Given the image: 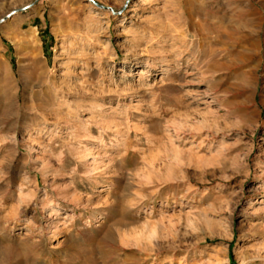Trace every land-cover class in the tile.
<instances>
[{"label": "rangeland", "instance_id": "obj_1", "mask_svg": "<svg viewBox=\"0 0 264 264\" xmlns=\"http://www.w3.org/2000/svg\"><path fill=\"white\" fill-rule=\"evenodd\" d=\"M139 1L0 0V251L264 264V0Z\"/></svg>", "mask_w": 264, "mask_h": 264}, {"label": "bare ground", "instance_id": "obj_2", "mask_svg": "<svg viewBox=\"0 0 264 264\" xmlns=\"http://www.w3.org/2000/svg\"><path fill=\"white\" fill-rule=\"evenodd\" d=\"M149 0H140L139 1V3H147ZM259 7V6H258ZM261 9H262V7H260ZM221 29V28H220ZM66 194V193H65ZM65 197V196H64ZM72 201V200H71ZM76 201L77 202H79V201H81V199H78V198H76ZM78 205H79V203H78ZM48 217V216H47ZM63 219H65V218H59V219H57L59 222H60V220H63ZM57 221V224H59V222ZM57 229V227L56 226H54V230H56ZM109 234V233H108ZM111 235V234H110ZM107 237H108V235H107ZM106 237V238H107ZM105 238V239H106ZM108 239H110V238H108ZM107 239V240H108ZM8 250H11V249H8ZM7 249H4L3 251H0V264H24L23 263V261H18V262H16V261H10L12 258H13V255L12 254H10V252L8 251ZM15 256V255H14Z\"/></svg>", "mask_w": 264, "mask_h": 264}]
</instances>
